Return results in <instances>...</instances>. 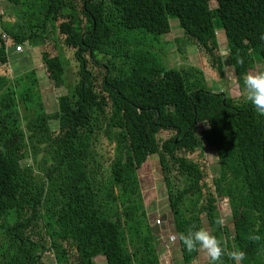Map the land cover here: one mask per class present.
Returning <instances> with one entry per match:
<instances>
[{"label": "trees", "instance_id": "obj_1", "mask_svg": "<svg viewBox=\"0 0 264 264\" xmlns=\"http://www.w3.org/2000/svg\"><path fill=\"white\" fill-rule=\"evenodd\" d=\"M4 3L16 10L0 7V264H96L100 257L107 264H166L178 251L192 264L203 250H186L179 234L206 229L198 203L227 252L242 251L240 264H264V115L245 100L243 86V75L264 65V0ZM171 19L181 28L179 69L130 56V49L169 36ZM220 30L229 51L224 58L211 48ZM23 46L37 48V69L67 89L53 112L36 68L10 76L13 61H28ZM190 46L205 62L233 69L238 97L208 90L204 71L190 65ZM114 48L124 57L117 77ZM20 102L24 118L36 122L28 132L21 131ZM202 123L207 128L200 130ZM45 142L51 164L25 165L30 149ZM208 148L218 154L216 176ZM152 156L174 229L160 212L151 224L143 204L138 170ZM222 200L231 210L226 228L217 223ZM224 230L235 236L228 247ZM218 264L234 262L223 255Z\"/></svg>", "mask_w": 264, "mask_h": 264}, {"label": "rangeland", "instance_id": "obj_2", "mask_svg": "<svg viewBox=\"0 0 264 264\" xmlns=\"http://www.w3.org/2000/svg\"><path fill=\"white\" fill-rule=\"evenodd\" d=\"M0 7L3 8V10L6 13H14L16 8L12 5H9L7 3H4L3 5H0ZM171 34L165 38H161L160 42L151 45L147 48H132L130 49V56H139L143 59L144 62L149 63H155L158 64V66L162 67L167 70L172 69H179L181 65V60L177 54L176 51V39L181 36V28L179 26L178 20L171 19ZM10 29H13V27H10ZM218 36L216 41L211 45L212 49H216L218 52H220L221 57L224 58L228 55V45L226 37L223 34V31L218 32ZM24 47V51H27L28 57L27 62H17L16 64H11V72L10 76L11 78L19 75V72H23L28 70L29 68L33 69L36 68L37 70V76L40 82V90L42 94V99L45 103V106L47 108L48 112H53L57 110L58 105V96L65 94L67 92L66 88L63 87H57L56 84L52 79H49V76L43 71L38 70V66L41 65L40 59L41 55L38 53L37 48H28ZM189 57H190V65L196 66L201 68L204 71V75L207 82V87L210 92L213 93H224L226 96L230 97H238L240 95L238 82L236 80V76L234 74L233 69L231 68H225L221 61H219L216 65H213L209 60L204 61L198 50L194 46L189 47ZM112 57L111 61L114 65V77H117L121 71L123 70V61L124 57L121 54V50L119 48H114L111 50ZM258 61V60H257ZM30 69V70H31ZM66 77L67 80H72L74 78V73L71 67H67L66 69ZM256 71H264V65L260 62H258L256 66ZM19 77L14 78V81H17V84L19 86L21 85V82L18 80ZM6 85V83H4ZM19 108L21 111L22 117L21 119V131L28 132L31 127L35 125V121L29 122L24 118L23 113V107L22 103H19ZM52 126L54 129L57 128V122L52 121ZM200 130L206 129L207 126L205 123H202L199 126ZM48 145L47 142L44 143L41 147L34 148L32 147L30 149L31 155L29 159L25 162V165H34L36 167V160L42 161V163L46 162V166L51 164V160H47L48 157ZM185 153L187 155H190V150L185 149ZM206 158L208 160L210 173L214 176H216L219 172V159L218 154L216 152V148H208L206 152ZM37 168V167H36ZM138 179H139V186L142 193V200H144L143 204L144 207L147 210V213L150 215V222L153 224L154 220H156V217L159 215H165L167 214V220L169 225L167 224V229H174L172 218L168 215L170 209H169V203L168 198L166 194V189L163 186V178L162 173L159 165L158 158L156 156L150 157L147 162L142 166L141 169L138 170ZM199 208L197 209L199 215H203L202 221L205 225V228L210 233L214 234L212 231L209 230L208 222L205 217V210L204 207L202 208L200 205L201 203H198ZM220 207V213L225 221L223 224H227V216L231 215L230 206L227 203V200H222L219 203ZM203 206V205H202ZM225 231V230H224ZM172 235V233H170ZM216 235H219L216 234ZM223 235L227 238L230 237L232 240H235V236L231 234H227V232H223ZM131 238V237H129ZM218 239V237H216ZM130 244V243H129ZM137 245V243H136ZM149 246V245H148ZM168 246H171L169 243ZM138 247H141L143 249V244H138ZM147 252L144 251V254ZM166 252L163 254L162 251H160V254L158 257L162 259L165 256ZM49 257L52 256L51 254H47ZM180 251L176 254L175 258L178 259L180 257ZM175 258L170 259V262H174ZM167 260V259H166ZM171 263V264H172ZM96 264H107L106 260L103 257H100L99 260H97ZM164 264V262H163Z\"/></svg>", "mask_w": 264, "mask_h": 264}, {"label": "clouds", "instance_id": "obj_3", "mask_svg": "<svg viewBox=\"0 0 264 264\" xmlns=\"http://www.w3.org/2000/svg\"><path fill=\"white\" fill-rule=\"evenodd\" d=\"M259 39L264 41V32L260 34ZM237 63H242V60H237ZM243 86L245 89V100L250 102L255 112L260 115H264V71H249L243 75ZM230 222V221H229ZM217 223H221L222 227H228V222L223 226V221L218 220ZM223 235V232H221ZM229 234V232H227ZM224 237L225 246L227 247V239ZM254 238V237H253ZM171 240H175L176 236L170 237ZM179 240L188 251L202 249L208 261L206 264H218L223 255H227L234 262V264H240L244 258V253L239 250H233L227 252L222 247L221 242L216 238L215 235L210 233L204 228L196 230L189 229L186 233L179 234Z\"/></svg>", "mask_w": 264, "mask_h": 264}, {"label": "crops", "instance_id": "obj_4", "mask_svg": "<svg viewBox=\"0 0 264 264\" xmlns=\"http://www.w3.org/2000/svg\"><path fill=\"white\" fill-rule=\"evenodd\" d=\"M229 221H230L229 216H227L228 225H229ZM231 235H232V233H231ZM231 241H232V239L229 237L227 239V247L229 245H231ZM178 252H176L175 254L172 255V259L175 258L176 254ZM180 254H181V252H180ZM207 261H208V257L206 256V254L204 252H201L200 255L196 257L195 261L192 264H206ZM172 264H185L183 261V258H182V254L180 257H178V259L175 258V261Z\"/></svg>", "mask_w": 264, "mask_h": 264}, {"label": "built area", "instance_id": "obj_5", "mask_svg": "<svg viewBox=\"0 0 264 264\" xmlns=\"http://www.w3.org/2000/svg\"><path fill=\"white\" fill-rule=\"evenodd\" d=\"M18 50H21V47H20V46L18 47ZM221 220L223 221V223L225 222V221L223 220V218H221ZM160 221H161V220L158 219V220L156 221V223H160ZM223 223H222V224H223ZM224 225H225V224H223V226H224ZM172 236H174V235H171L170 237H172ZM176 239H177V238H176ZM170 241H171L170 243H172V242L175 241V240H171V239H170ZM169 249H170V246H169L168 250H169ZM171 263H172V262H170V258H168V259L166 260V264H171Z\"/></svg>", "mask_w": 264, "mask_h": 264}]
</instances>
